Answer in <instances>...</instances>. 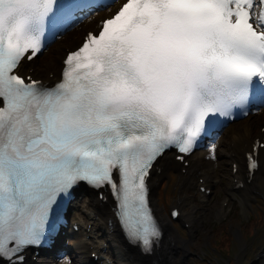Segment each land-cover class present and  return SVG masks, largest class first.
Masks as SVG:
<instances>
[{
  "label": "snow or ice",
  "instance_id": "snow-or-ice-1",
  "mask_svg": "<svg viewBox=\"0 0 264 264\" xmlns=\"http://www.w3.org/2000/svg\"><path fill=\"white\" fill-rule=\"evenodd\" d=\"M103 0H0V260L53 237L81 183L110 187L129 243L162 238L154 165L178 160L264 109V0H125L89 31L48 87L17 74ZM264 150L248 154L250 173ZM173 217L178 213L173 210ZM66 259V258H65ZM68 264H71L68 261Z\"/></svg>",
  "mask_w": 264,
  "mask_h": 264
},
{
  "label": "rangeland",
  "instance_id": "rangeland-1",
  "mask_svg": "<svg viewBox=\"0 0 264 264\" xmlns=\"http://www.w3.org/2000/svg\"><path fill=\"white\" fill-rule=\"evenodd\" d=\"M98 16L90 14L87 16V20L63 35L67 38L63 39L60 36V39L48 46L47 50L40 56L41 59H37L34 63V66L38 64L35 72L44 71L47 74L49 59L53 50L56 47L64 46V42H68L67 45L71 44L72 39L81 35L80 27L95 26L94 23ZM67 50L70 51L71 49L67 48ZM42 67H45L44 70L41 69ZM263 120L264 113L258 114L255 125L252 127L254 133L260 130L259 124L263 123ZM247 121L245 119L238 123H232L227 130L225 129L215 141L217 151L224 148L233 131ZM168 155L173 158L172 154ZM233 174L234 172H232L227 160L225 162L220 159L217 160L214 176L215 185L210 190V195L204 199L203 193L199 192L197 188L200 183L197 178L194 179L193 187L185 188L180 186L178 175L173 170L158 180L154 178L153 173L151 182L155 180V184L151 187L150 201L152 205L155 203L158 209H162L164 217L170 224L168 236L174 245V264H264V190L262 193L249 195L247 199L242 200L240 195L234 192L231 187L232 182H234L232 180ZM181 197H186L182 209L176 205L177 200ZM75 201L77 207L75 211L71 209L68 220L69 223H77L79 231L62 237L63 244L62 246L59 244L58 247L66 253H61L54 264H60L65 260H70L71 264H79V260L73 258L74 254L65 257L67 252L71 251L81 239L83 229L89 226L84 208L86 203L81 196L77 197ZM171 207L178 208L180 216L181 214L191 215L190 217L194 219V222L190 229L187 226L183 227L186 224L182 222L181 217L177 221L168 219V212ZM221 209H223V215L218 216L217 212ZM157 218L161 223L160 217L157 216ZM91 224L98 226L97 221ZM111 230V226L108 225L107 232L109 233ZM104 232L98 233L97 242L106 250L108 264H118L114 257L115 252ZM166 236L167 234L163 231L162 243ZM221 237H224V240Z\"/></svg>",
  "mask_w": 264,
  "mask_h": 264
},
{
  "label": "bare ground",
  "instance_id": "bare-ground-1",
  "mask_svg": "<svg viewBox=\"0 0 264 264\" xmlns=\"http://www.w3.org/2000/svg\"><path fill=\"white\" fill-rule=\"evenodd\" d=\"M96 11H99L97 9ZM94 13V12H93ZM92 14V13H91ZM88 18H84L83 22ZM81 30L83 29L80 27ZM86 32V29L82 30L80 36L72 39L70 41V46H59L56 47L49 59V69L47 74L44 71L40 73H35L37 71L38 64L34 66L33 62L32 66L27 65L25 62L21 63L19 70H24L26 67L28 69H32V74L34 79H42L44 82L52 83L58 78V70L61 67V60L63 59L67 48L75 49L82 40V35ZM64 34H67L64 33ZM48 65V63H47ZM29 74L28 71L25 72L24 75ZM257 116L248 115L247 122L238 126L230 136L227 144L224 148L216 149L215 158H211V152L209 146L204 148L199 152H193L189 157H187L186 161L188 165L184 168L181 164L177 163L173 160L169 155L164 154L159 160L157 164V171L154 173V178L156 180L166 176L167 173L173 170L179 178V183L181 187H193L194 179L200 180L201 182L197 185L199 187H204L206 189L213 188L215 185L214 176L216 174V161L222 160L229 163V166H234L235 173L232 175V189L234 192L240 195L242 200L248 198L249 195H255L262 193L264 190V156L261 155L259 157L260 169L258 172L252 174V176H248L246 173L245 167V159L244 155L247 152L251 151V147L253 145L254 139L258 138L259 140L264 136V131L254 133L252 131V127L255 125V121ZM227 130V129H226ZM226 132V131H225ZM224 132V133H225ZM150 188L154 186L155 180L151 182L150 179ZM80 195L86 203L85 215L87 218V225H89V229L84 228L81 239L73 246V249L67 252L65 257H68L70 254H74L73 258H77L79 260V264H108L104 252L103 246L97 242L98 233L104 232L105 236L108 237L109 243L115 252V259L118 264H174L173 263V251L174 245L169 238V226L170 224L164 217L162 213V209H158L155 203L154 211L157 216L160 217L162 228L167 234L163 243L160 244V247L151 253V255H145L144 257H140L137 251H130L127 249L126 245L122 241L120 237V233L116 224L114 223V218L112 215V204L110 200L106 199L105 202L99 201L95 194L90 191L82 192ZM151 196V194H150ZM205 199V195L203 196ZM186 202V197H181L177 200V207L181 208L184 206ZM77 207L76 201L72 202L71 208L75 211ZM191 214V213H190ZM218 216L223 215V209L217 212ZM188 214H181V219L184 224L187 225L188 229L191 228L194 219L190 217ZM180 218V217H179ZM169 219V218H168ZM98 222V226L91 224L92 222ZM73 223V222H71ZM111 226V231L107 232V226ZM68 234V230L65 231ZM176 244V243H175ZM65 252L62 248H57L55 253L46 254L36 256L35 260H32V257L25 260L23 264H54L56 258L61 255V253ZM90 253H94L97 256V260L93 261L89 259L88 256ZM32 256V255H30ZM68 261H62L60 264H68Z\"/></svg>",
  "mask_w": 264,
  "mask_h": 264
},
{
  "label": "trees",
  "instance_id": "trees-1",
  "mask_svg": "<svg viewBox=\"0 0 264 264\" xmlns=\"http://www.w3.org/2000/svg\"><path fill=\"white\" fill-rule=\"evenodd\" d=\"M104 13H105L104 11H101V12H98V11H97V12H94L93 15H99V16H100V15H102V14H104ZM83 29H90V26H84ZM83 29H82V30H83ZM82 30L80 29V33H82ZM64 35H65V34H64ZM61 37H63V39H64V38H67L66 36H63V35H62ZM58 39H60V38H58ZM58 39H57V40H58ZM57 40H56V41H57ZM69 41H70V40H69ZM64 43L67 44L68 42H64ZM65 44H63V45H65ZM46 50H47V49H46ZM46 50H45V51H46ZM45 51H44V52H45ZM38 59H41V57H39ZM221 239L224 240V237H221Z\"/></svg>",
  "mask_w": 264,
  "mask_h": 264
}]
</instances>
